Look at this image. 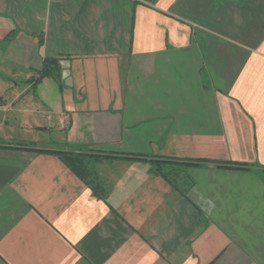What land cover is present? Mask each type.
Wrapping results in <instances>:
<instances>
[{
    "label": "crops",
    "instance_id": "1",
    "mask_svg": "<svg viewBox=\"0 0 264 264\" xmlns=\"http://www.w3.org/2000/svg\"><path fill=\"white\" fill-rule=\"evenodd\" d=\"M0 264H264V0H0Z\"/></svg>",
    "mask_w": 264,
    "mask_h": 264
},
{
    "label": "trees",
    "instance_id": "2",
    "mask_svg": "<svg viewBox=\"0 0 264 264\" xmlns=\"http://www.w3.org/2000/svg\"><path fill=\"white\" fill-rule=\"evenodd\" d=\"M52 73L53 70L47 61L40 74L41 76H44ZM58 154L79 177L86 182H89L88 177L90 176V172L85 164L84 156L62 151L58 152ZM151 160L154 164V170L163 174L175 188H188L193 185L192 179L185 172L170 166L174 163L187 161H181L177 158H155Z\"/></svg>",
    "mask_w": 264,
    "mask_h": 264
},
{
    "label": "built area",
    "instance_id": "3",
    "mask_svg": "<svg viewBox=\"0 0 264 264\" xmlns=\"http://www.w3.org/2000/svg\"><path fill=\"white\" fill-rule=\"evenodd\" d=\"M70 123H71L70 115L67 113H64L60 120L61 128L63 129L67 128L70 125Z\"/></svg>",
    "mask_w": 264,
    "mask_h": 264
},
{
    "label": "rangeland",
    "instance_id": "4",
    "mask_svg": "<svg viewBox=\"0 0 264 264\" xmlns=\"http://www.w3.org/2000/svg\"><path fill=\"white\" fill-rule=\"evenodd\" d=\"M47 135H48V134H46V136H47ZM54 137H55V134H54V135H52V138H54ZM48 142H50V143H49L50 145H53V144H54V143H53V141H52V140H50V139H49V141H48Z\"/></svg>",
    "mask_w": 264,
    "mask_h": 264
}]
</instances>
